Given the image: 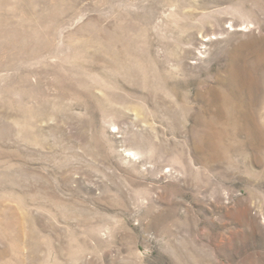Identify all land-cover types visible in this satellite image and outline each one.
I'll use <instances>...</instances> for the list:
<instances>
[{"label": "rangeland", "instance_id": "obj_1", "mask_svg": "<svg viewBox=\"0 0 264 264\" xmlns=\"http://www.w3.org/2000/svg\"><path fill=\"white\" fill-rule=\"evenodd\" d=\"M0 264H264V0H0Z\"/></svg>", "mask_w": 264, "mask_h": 264}]
</instances>
